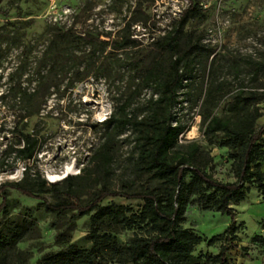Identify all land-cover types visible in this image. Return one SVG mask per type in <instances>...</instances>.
<instances>
[{
    "label": "rangeland",
    "instance_id": "1",
    "mask_svg": "<svg viewBox=\"0 0 264 264\" xmlns=\"http://www.w3.org/2000/svg\"><path fill=\"white\" fill-rule=\"evenodd\" d=\"M198 14L190 16L178 33L202 51L192 59L191 81L178 91L173 121L184 126L179 143L197 141L211 162L213 178L234 180L227 148L208 143L203 134L202 102L213 80L222 97L211 112L229 116L238 93H264V0H192ZM187 0H2L0 3V183L21 181L50 203L78 199L86 203L101 187L134 191L155 181L136 177V131L131 123H102L120 111L121 120L140 119L147 101L156 94L143 76L156 59H169L156 44L168 32H177V21ZM256 126L264 124V98ZM37 140L33 157L17 158L22 136ZM109 145L105 171L94 168L92 157L104 142ZM264 149V144H263ZM72 166L76 179L67 189L63 178L51 180ZM29 167L22 180L23 169ZM264 170V162L262 163ZM80 176V177H79ZM58 182V192L41 191ZM6 212H0V229L30 222L11 251L16 264H38L63 248V240L87 247L89 214L55 213L41 199L6 188ZM1 201V194H0ZM103 205L137 209L140 201L108 196ZM238 247L228 254V264H264V251L254 235L264 236V201L254 187L233 206ZM230 222L226 214L187 205L183 226L202 238L219 235ZM59 235V237H58ZM120 243L132 232L117 228ZM220 241L207 246L202 240L194 254H216ZM241 247H245L242 250ZM110 264H117L110 262Z\"/></svg>",
    "mask_w": 264,
    "mask_h": 264
},
{
    "label": "trees",
    "instance_id": "2",
    "mask_svg": "<svg viewBox=\"0 0 264 264\" xmlns=\"http://www.w3.org/2000/svg\"><path fill=\"white\" fill-rule=\"evenodd\" d=\"M187 2V8L177 21V32H168L163 42L156 44L169 59L154 60L143 76L144 83L152 86L156 94L147 101V113L138 120L135 116L122 121V106L121 112H114L102 120L105 124H132L137 134L133 173L136 177L147 176L155 181L154 184H144L131 192L111 191L103 186L86 203L76 198L50 203L35 195L32 187L23 186L21 181L0 183V212L7 211L3 191L11 188L41 199V203L52 212L72 211L78 216L89 214L87 247L63 240V248L44 255L38 264H228L229 251L238 247L237 231L242 223L237 222L233 206L242 202L252 187L264 201V124L256 126L262 116L256 103L264 98V93L255 90L246 95L238 93L232 98L235 104L233 113L218 116L211 109L222 97V87L210 80L202 102L203 134L208 143L227 148L234 180L213 178L206 170L211 162L209 154L204 153L195 140L179 143V136L185 128L173 121L172 109L178 91L191 81L192 59L202 51L189 39L181 49L177 39L187 18L200 13L192 0ZM21 141V146L16 148L17 158H32L37 140L24 134ZM108 157L106 141L92 157L94 168L105 171ZM28 170V166L23 169L22 180L28 177ZM75 179V175L69 174L63 178L68 191ZM57 185L58 182H51L47 187L42 180L40 190L58 192ZM108 196L135 199L140 205L137 209L117 204L103 205L102 201ZM190 203H195L200 210L226 214L230 222L219 235L202 238L183 226L185 210ZM28 224L30 222L22 221L6 227V232L0 229V264H16L10 254ZM117 228L132 232L127 242L118 241L114 235ZM202 240L207 246L220 241L217 253L194 254L196 245ZM251 240L261 245L264 251L263 235H254ZM241 248L245 250V247Z\"/></svg>",
    "mask_w": 264,
    "mask_h": 264
},
{
    "label": "bare ground",
    "instance_id": "3",
    "mask_svg": "<svg viewBox=\"0 0 264 264\" xmlns=\"http://www.w3.org/2000/svg\"><path fill=\"white\" fill-rule=\"evenodd\" d=\"M70 170H72V166H66L63 171L59 174H52L49 175L51 180H57V179H61L62 177H64L68 172H70ZM69 174V173H68Z\"/></svg>",
    "mask_w": 264,
    "mask_h": 264
},
{
    "label": "built area",
    "instance_id": "4",
    "mask_svg": "<svg viewBox=\"0 0 264 264\" xmlns=\"http://www.w3.org/2000/svg\"><path fill=\"white\" fill-rule=\"evenodd\" d=\"M102 121V120H101Z\"/></svg>",
    "mask_w": 264,
    "mask_h": 264
}]
</instances>
